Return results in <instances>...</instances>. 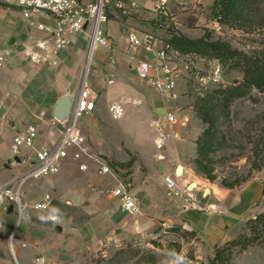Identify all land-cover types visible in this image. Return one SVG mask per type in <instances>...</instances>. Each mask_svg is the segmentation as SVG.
<instances>
[{"label": "crops", "instance_id": "crops-1", "mask_svg": "<svg viewBox=\"0 0 264 264\" xmlns=\"http://www.w3.org/2000/svg\"><path fill=\"white\" fill-rule=\"evenodd\" d=\"M123 1L134 2L137 11L153 8L155 3V0ZM14 16L17 17L16 21L12 20ZM127 17L121 16V20L109 18L103 24L112 47L96 45L93 48L92 55L97 49L95 67L91 69L88 83L96 93L95 109L79 120L78 127L88 136L93 149L106 155L111 162L120 164L133 160L127 168L114 167L126 169L142 206H151L153 213L149 216L148 213L131 215L122 211L118 200L108 193L112 186L110 177L101 175L94 166L80 171L77 163L66 159L58 173L35 180L24 188L27 202H36L46 193L51 194V201L47 209H31L29 221L16 229L14 242H17L18 260L21 257L18 264H39L35 261L38 254L51 260L65 261L71 254L69 261L73 262V256L82 250L85 243L94 245L93 242L102 239L107 241L112 259L115 252L122 248V238L130 234L141 237L149 235L156 219H162L168 210L177 215L176 221L182 228L197 233V242L201 244L198 250L202 255L241 231L249 216L246 210H252L264 194L262 185L255 181L246 182L236 191L222 192L221 199L211 193L203 196L202 191L198 195L187 192L185 182L192 177L193 170L188 168L186 161L196 155V139L202 131L201 126L199 132H194L195 126L191 124L197 119L203 125L194 109L197 89L182 73L176 80L172 94L164 96L149 82L138 77V62L146 53L142 46L133 52L128 34L133 32L139 38L151 37L155 51L163 41L150 32L123 24ZM44 22L49 23V20L44 19ZM27 25L19 12L16 15L0 10V50L10 51L0 67V183L27 166L26 161L19 162L18 157L14 160L10 151L12 138L23 133L26 125L32 123L38 129L36 145L51 146L63 127V123L52 115L53 106L62 95L74 97L77 92L75 84L69 86L63 81L59 82V87L47 83L42 92L38 91L36 78H40V72L30 68L32 62L15 57L14 50L8 45L11 38L16 40L15 32L19 29L24 33L35 30L34 26ZM149 29H153L151 25L146 30ZM71 42L59 52L58 59L81 54L80 44ZM191 61L199 68L205 66L196 57ZM38 92L42 93L45 101L35 98ZM113 104L120 105L119 117H114L110 112ZM168 114L174 115L173 122L167 120ZM148 132L154 133L147 137L152 139L155 147L150 152L140 149V143L147 141ZM12 160L18 163L12 164ZM179 164L183 167V175L178 178L175 173ZM165 176L174 177L176 181L172 194L166 190ZM184 194L190 198L184 199ZM54 201L63 204L61 212L53 205ZM209 205L214 210L209 209ZM77 206L84 208L83 213L74 212ZM51 214L59 215L56 224L49 221ZM83 214H87L85 219ZM0 215L3 220L16 221L14 213L7 214L0 210ZM58 225L62 227L60 232L56 229ZM182 256L181 253L172 260L176 263ZM191 263L194 262L188 260V264Z\"/></svg>", "mask_w": 264, "mask_h": 264}, {"label": "rangeland", "instance_id": "rangeland-1", "mask_svg": "<svg viewBox=\"0 0 264 264\" xmlns=\"http://www.w3.org/2000/svg\"><path fill=\"white\" fill-rule=\"evenodd\" d=\"M113 1L107 0L105 5L107 18L109 14L121 20V16H124V14H121L113 5ZM150 1L154 2L153 0ZM165 6L167 14L164 15L162 24L157 23L159 15L162 14L156 12L154 5L153 8L126 15L128 17L123 24L142 32H150L154 37L161 39L172 34L184 35L191 39L203 37L209 41L219 40L225 42L231 48L249 56L264 54V24L261 23V19L264 17V0L253 13H248L245 16L248 21L238 20L236 22L220 20L219 0H167ZM1 9L6 13L10 11L16 15L19 12L15 5L6 4L0 0ZM16 18L14 16L12 20L16 21ZM39 20L44 22L42 16L39 17ZM150 25L153 29L147 31L146 29ZM44 36L46 34L36 28L35 30H27L25 33L19 29L18 32H15L14 37H16V40L11 46L14 50L13 55L21 60L32 62V65H29L30 68L40 72L38 74L40 78H36L39 92L47 87V83H50L52 87H59V82L62 81L67 82L69 86L75 84L77 91L88 51L87 34L81 33L71 37V43L80 44L81 54H72L67 59H63L64 57L57 58L55 64L30 61L25 56L26 53L35 44L36 40ZM96 51L97 49L92 55L91 65L86 72L88 80L91 69L95 67ZM178 52L187 62L196 57L207 66V62L211 59L202 54ZM231 62L232 60L225 63L221 62L224 67L227 85L210 92L206 101L207 104L209 103L208 105L215 119L212 148L208 153L215 178L210 180L196 170L193 161L195 156L186 161L188 168L191 167L193 170L192 177L185 182L186 190L194 195L200 194L201 191L203 193L206 187L210 188L212 195H214V192L220 195L227 190L236 191L248 181H255L262 185V193L264 192V89L249 87L243 96L235 97L224 106L222 100L225 90L235 86L243 78L242 71L232 68ZM39 92L35 95V98L45 101V98L41 96L42 93ZM197 97L199 99L197 98L198 100L196 99L193 103L196 102V105H200L201 94L198 93ZM192 122L194 124H191V126H195L194 132H199L201 126L202 131L206 127V124L203 123L202 125L197 119ZM152 133L148 132L146 134L147 141L140 143V149L150 152L155 148L152 139H148L152 136ZM182 175L183 173L176 176L179 178ZM191 182H198V184L191 189V186L189 187ZM229 182L238 184L234 188H227L224 183ZM182 188H185V186ZM168 193L170 192L168 191ZM189 198L190 196L184 194V199ZM53 205L56 206L59 212L64 209L62 203L54 201ZM77 211L83 213L84 208L77 206L74 212L77 214ZM147 213L148 216L153 213L152 207H143L140 200V212L138 214ZM246 213L249 215L247 220L264 213V194L260 196L253 209H247ZM165 214L162 219H156L149 235L141 237L137 234H130V236L122 238L120 240L122 248L115 252L114 259L109 257L107 241L104 239L93 242L94 245L85 243L80 251L81 253L79 252L73 256V262L69 261L71 260V254H69V259L66 261L46 259L48 263L54 264H188V260L194 262L191 264H217L218 261L215 259V255L216 251H219L221 255L219 262L222 264H264V226L259 225L260 235L258 240L246 247H242L240 244L250 236L251 231L248 225L244 224L241 231L233 237L221 244L214 245L209 252L204 253V251L201 255L198 250L201 244L197 242L199 239L197 233L195 232L196 235L194 236L184 234L183 231L189 230L182 228L177 223V215L169 210L165 211ZM85 215L87 216V214L82 215L83 219L86 218ZM1 217L0 215V223L2 224L0 226V264H15L9 249V242L16 221L13 223L9 219L3 220ZM102 219H104V216ZM177 226L180 227L177 232L171 230ZM13 237H15V234H13ZM194 239L196 242H193ZM236 240L239 241L236 242ZM175 243H178V246ZM14 249L17 257L16 241L14 242ZM181 253L183 255L181 260L174 263L172 259H175L176 254L179 257ZM18 261L21 263L20 256Z\"/></svg>", "mask_w": 264, "mask_h": 264}, {"label": "built area", "instance_id": "built-area-1", "mask_svg": "<svg viewBox=\"0 0 264 264\" xmlns=\"http://www.w3.org/2000/svg\"><path fill=\"white\" fill-rule=\"evenodd\" d=\"M6 4L15 5L19 9L21 18L28 23L26 27L35 28L46 33L26 53L30 61L43 64H55L59 52L66 49L71 42V37L86 33L88 36V49L96 45L112 47L110 39L103 30V24L107 21L105 5L107 0H1ZM167 0H155L154 6L160 20L166 15ZM113 5L124 15L137 12L138 7L134 2L126 3L123 0H114ZM49 20V23L39 21V17ZM130 47L136 50L144 47L145 57L139 59L137 75L140 79L149 82L161 95L172 94L176 80L184 73L199 94L207 89L225 87L227 80L224 74L223 64L217 59H210L207 66L199 68L192 61H185L181 54L162 42L156 51L147 45L148 38L137 37L133 32L128 34ZM153 53V58L149 53ZM9 49L0 50V67L9 56ZM27 58V59H28ZM96 93L88 83L87 73L82 71L77 92L72 97V105L67 119L63 122L56 141L51 145H36L38 129L36 125L27 124L23 133H18L12 138L10 151L13 157H18L19 162L26 161L27 166L16 175L0 183V210L6 212L10 204L13 205V213L16 222L10 236L9 249L15 264L18 259L15 256L14 237L16 229L29 221V212L33 210L47 209L50 205L51 194H44L36 202H27L24 197V188L31 182L47 175L59 172L61 164L70 159L77 163L80 171H87L90 166L103 176L110 177L112 186L108 193L119 202V208L129 214L140 212V199L134 190L128 172L124 168L114 167L110 159L93 149L87 135L78 127L79 120L85 115L91 114L95 109ZM110 112L114 117L120 116V105L113 104ZM167 120L173 122L174 115L168 114ZM12 160V164H17ZM166 189L174 193L176 181L174 177L165 176ZM49 221L56 224L59 221L58 214L49 215ZM2 224L0 223V226ZM35 261L41 264L48 260L38 254Z\"/></svg>", "mask_w": 264, "mask_h": 264}, {"label": "trees", "instance_id": "trees-1", "mask_svg": "<svg viewBox=\"0 0 264 264\" xmlns=\"http://www.w3.org/2000/svg\"><path fill=\"white\" fill-rule=\"evenodd\" d=\"M263 0H219V15L220 20H226L236 22L238 20H247L245 16L248 13H253L261 4ZM108 18L113 19L112 15L108 14ZM157 23L162 24L160 19H157ZM261 23L264 24V17L261 19ZM162 41L168 43L171 48L176 49L182 53H196L210 57L211 59H217L220 62H228L232 60L231 67L242 71L243 78L235 86L229 87L225 90V95L222 102L224 106L235 97L243 96L249 87H256L258 89H264V54L257 56H249L237 49L231 48L225 42L219 40H206L203 37L191 39L184 35L172 34L165 36ZM219 88L212 89L206 94L201 95L200 105L194 103V109L197 116L201 121L206 124V127L201 131L200 135L196 139V155L194 157V163L196 170L204 175L206 178L213 180L215 175L213 174V167L210 166V158L208 156L209 151L212 148L214 138V114L212 113L208 100L210 92L218 90ZM199 99V97H197ZM197 99V100H198ZM132 159L125 163L116 164L111 162L113 166L128 167L132 163ZM239 182V181H238ZM238 183L229 182L224 183L227 188H234ZM248 225L251 233L250 236L245 238L244 242H241L242 247H246L258 240L260 235L259 225L264 226V213L248 219L245 222ZM180 229L179 226L172 228V231L177 232ZM184 234L191 236L196 235L195 231H183ZM239 240H236L238 242ZM157 244V243H156ZM178 246V243H175ZM178 254L175 255L176 258ZM221 258L220 252L216 251L215 259L219 262ZM213 263V262H212Z\"/></svg>", "mask_w": 264, "mask_h": 264}, {"label": "water", "instance_id": "water-1", "mask_svg": "<svg viewBox=\"0 0 264 264\" xmlns=\"http://www.w3.org/2000/svg\"><path fill=\"white\" fill-rule=\"evenodd\" d=\"M148 38V42H146L147 45H150V42H151V37H147ZM15 39L14 38H11L9 40V47H11L14 43ZM133 52H134V49H132ZM149 56L152 57L153 56V53L150 52L149 53ZM207 93V89H205L203 92H202V95L206 94ZM72 105V97L69 95V94H64L62 95L61 97H59L57 99V101L55 102L54 106H53V110H52V115L53 117L60 123H63L67 117H68V114H69V110H70V107ZM14 160H17V158L15 157ZM181 167V165L179 164L177 166V169H176V172L178 171V169ZM190 186H193V187H196V183L195 182H191L189 187ZM210 188L206 187L202 193L203 196H205L206 194L210 193ZM214 195L215 197H217L218 199H221V196L214 192ZM209 209L211 210H214V207L209 205ZM6 213L7 214H12L13 213V205L10 204L6 210ZM168 224V223H166ZM56 229L57 231H62V227L60 225L56 226Z\"/></svg>", "mask_w": 264, "mask_h": 264}, {"label": "bare ground", "instance_id": "bare-ground-1", "mask_svg": "<svg viewBox=\"0 0 264 264\" xmlns=\"http://www.w3.org/2000/svg\"><path fill=\"white\" fill-rule=\"evenodd\" d=\"M91 47H89L87 54H86V60H85V64H84V68L83 71L84 73H86L90 67V63H91ZM183 173V167L181 166L178 171L176 172V175L180 176ZM192 188V186H191Z\"/></svg>", "mask_w": 264, "mask_h": 264}]
</instances>
